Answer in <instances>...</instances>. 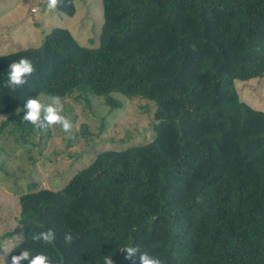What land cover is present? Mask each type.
<instances>
[{
  "label": "trees",
  "instance_id": "16d2710c",
  "mask_svg": "<svg viewBox=\"0 0 264 264\" xmlns=\"http://www.w3.org/2000/svg\"><path fill=\"white\" fill-rule=\"evenodd\" d=\"M74 1L57 10L73 16ZM102 5L96 47L54 27L39 47L0 55V133L24 121L26 97L73 95L89 107L93 94L113 110L123 105L118 93L154 103V137L97 153L60 189L28 183L16 226L3 235L20 238L9 261L36 248L59 264H102L109 254L133 264L119 248L139 245L163 264H264V111L235 87L264 76V0ZM21 57L35 72L6 88ZM48 228L57 239L41 249L31 234Z\"/></svg>",
  "mask_w": 264,
  "mask_h": 264
},
{
  "label": "rangeland",
  "instance_id": "374dc122",
  "mask_svg": "<svg viewBox=\"0 0 264 264\" xmlns=\"http://www.w3.org/2000/svg\"><path fill=\"white\" fill-rule=\"evenodd\" d=\"M76 12L68 16L47 10V0H0V55L36 48L54 27L69 29L79 44L96 47L103 24L102 0H75ZM91 40L93 43H91ZM240 98L264 111V76L235 80ZM121 99V108L110 109L102 97L90 95V106L73 95L61 99L63 115L73 125L65 133L59 125L36 128L22 120L12 122L0 133V244L11 248L18 239L5 238L13 230L20 211L19 194L28 183L37 188H62L97 153L144 144L154 137L152 115L155 105L146 99ZM47 101L50 97L39 94ZM26 109H24V112ZM0 248V254H3ZM6 264H10L6 257Z\"/></svg>",
  "mask_w": 264,
  "mask_h": 264
},
{
  "label": "clouds",
  "instance_id": "9594fccd",
  "mask_svg": "<svg viewBox=\"0 0 264 264\" xmlns=\"http://www.w3.org/2000/svg\"><path fill=\"white\" fill-rule=\"evenodd\" d=\"M63 0H47V10L50 12L56 11ZM35 72V67L30 59L21 57L18 60L12 61L7 69V81L5 87L15 90L22 88L28 83V77ZM26 109L23 120L30 123L36 128H51L59 125L65 133L72 132L71 120L63 115L64 105L61 98L51 96L47 101L42 100L38 96L26 97L24 103ZM57 234L54 229L34 231L31 234V241L39 245L40 248L51 246L55 243ZM63 243L71 246L74 242V237L71 232L63 234ZM3 248V254H0V264H6V257L16 247L8 248L0 244ZM17 255H11L10 264H22V261H27V264H59L56 257L44 250L37 251L36 248H20ZM125 254V259L130 260L133 264H163V261L156 256L151 255L148 251H142L139 245H126L119 248ZM102 264H114L112 255H103Z\"/></svg>",
  "mask_w": 264,
  "mask_h": 264
}]
</instances>
